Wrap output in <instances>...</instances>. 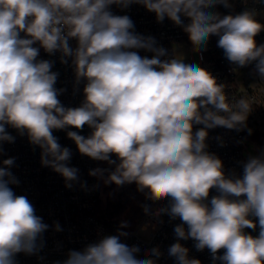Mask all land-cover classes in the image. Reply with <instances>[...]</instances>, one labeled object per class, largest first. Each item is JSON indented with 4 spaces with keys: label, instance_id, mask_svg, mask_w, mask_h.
<instances>
[{
    "label": "clouds",
    "instance_id": "1",
    "mask_svg": "<svg viewBox=\"0 0 264 264\" xmlns=\"http://www.w3.org/2000/svg\"><path fill=\"white\" fill-rule=\"evenodd\" d=\"M237 2L242 11H235ZM134 4L158 23L167 19L182 29L201 61L217 38L234 73L252 66L250 87L264 84V43L256 39L264 32L258 7L264 0H0V155L5 143L15 142L13 129L40 149L41 165L66 188H86L70 166L72 151L54 135L65 131L79 154L108 165L89 176L117 188L135 184L146 200L160 204L143 205L146 215L179 221L176 242L167 248L174 264H202L181 243L188 240L199 252L207 249L212 264H264V148L237 161V171L226 170L208 144L217 128L251 135L254 102L232 95L230 85L200 63H186L181 46L170 52L137 32L130 16L113 11ZM41 50L71 67L74 95L82 85L77 106L60 100L66 89L56 87L55 61L41 58ZM85 127L90 131L81 135ZM215 139L223 146L222 137ZM14 166L15 157L0 160V264L38 254L50 228L27 196L13 190L20 183ZM51 227L62 230L58 222ZM127 227L121 222L116 234L68 250L57 264H158L164 256L158 246L141 257L138 246L123 242Z\"/></svg>",
    "mask_w": 264,
    "mask_h": 264
},
{
    "label": "built area",
    "instance_id": "2",
    "mask_svg": "<svg viewBox=\"0 0 264 264\" xmlns=\"http://www.w3.org/2000/svg\"><path fill=\"white\" fill-rule=\"evenodd\" d=\"M258 7L264 8V6ZM243 9V4L239 2L235 4V11L239 12ZM218 10L224 14L229 11L224 8ZM113 11L116 14L130 16L137 32L155 37L158 45L170 52L173 45L181 46L179 50L186 51L184 54L186 63H200L202 67L207 68L218 77L220 82L229 84L230 88L227 91L232 95L237 98L244 95L254 102L253 111L247 119L248 128L252 129L251 135L247 130L236 132L224 128H217L209 132V151L216 153L223 160L226 170L237 168V171H242L237 165V161L243 160V141L251 138L264 144V84H254L250 87L256 79L251 74L252 66L241 68L237 73H234L231 70L233 66L223 55V50L216 46L217 38L215 37L209 40L206 50L202 52L203 60L201 61L199 55L193 53L188 37L182 29L174 26L167 19L163 23H158L155 14L148 12L140 5L134 4L123 12L114 7ZM260 19L264 23V15ZM256 39L258 42L264 43V32H261ZM140 54L151 56V53L141 52ZM58 56L59 54L49 57L41 50V58L55 61L53 71L59 73L56 87L66 89L60 96V100L65 106H77L82 99V85L80 86L81 92L74 95L73 71L70 66L60 64ZM8 131L16 136V140L12 144L5 143L3 145L4 154L0 155V160L15 157V166L11 171L20 183L12 186L13 190L17 195L27 196L34 205L37 215L50 225L49 230L43 234L44 247L42 250L31 256L23 253L18 254L16 256L17 264H57L58 261H62L66 257L68 250H79L87 243L97 240L100 235L116 234L117 229H107L96 216L95 207L101 197L100 181L88 175L91 169L107 167L106 163L93 161L79 154L74 142L67 138L65 131L54 132V135L59 138L60 144L72 151L70 166L78 168L81 182L86 181L87 183L86 188H81L77 183L72 189H68L59 174L41 165L38 147L34 148L26 136H19L15 130L8 129ZM89 131L85 127L80 134L87 135ZM217 136L223 138V146L215 139ZM143 205H148L153 209L160 207L159 203L153 204L152 201L146 200L144 197L135 223L122 229L129 233L127 238H122L123 242L129 246H138L141 249V257L145 250L158 246L164 252V256L158 261V264H174L173 259L167 256V248L176 242L173 228L179 221H170L165 216L163 223H160L143 212ZM55 222L61 225V231H55L51 227ZM146 225L148 227L145 231H148V235L144 238L138 234V231L144 230ZM252 234L256 235L257 233L252 232ZM181 243L190 249V257L200 259L202 264H212L207 249L203 252L197 251L192 240L181 241Z\"/></svg>",
    "mask_w": 264,
    "mask_h": 264
},
{
    "label": "trees",
    "instance_id": "3",
    "mask_svg": "<svg viewBox=\"0 0 264 264\" xmlns=\"http://www.w3.org/2000/svg\"><path fill=\"white\" fill-rule=\"evenodd\" d=\"M100 187L101 197L95 207L98 219L109 230L118 229L121 222L124 221L128 223V226H132L144 198L142 193L137 192L136 185L131 184L117 188L114 184L104 185L100 181Z\"/></svg>",
    "mask_w": 264,
    "mask_h": 264
},
{
    "label": "rangeland",
    "instance_id": "4",
    "mask_svg": "<svg viewBox=\"0 0 264 264\" xmlns=\"http://www.w3.org/2000/svg\"><path fill=\"white\" fill-rule=\"evenodd\" d=\"M183 54H186V51L183 50L181 51ZM258 148H264V144L263 143H260L258 140L256 139H251V138H248V139H245L243 141V145H242V156H243V160L246 159V156L250 153H253L255 152L256 149ZM138 234L144 238L147 237L148 235V231H145V230H139L138 231Z\"/></svg>",
    "mask_w": 264,
    "mask_h": 264
}]
</instances>
